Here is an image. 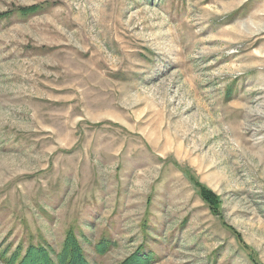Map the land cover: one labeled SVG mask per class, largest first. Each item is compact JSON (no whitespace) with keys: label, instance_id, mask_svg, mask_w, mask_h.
<instances>
[{"label":"rangeland","instance_id":"obj_1","mask_svg":"<svg viewBox=\"0 0 264 264\" xmlns=\"http://www.w3.org/2000/svg\"><path fill=\"white\" fill-rule=\"evenodd\" d=\"M68 238L264 264V0H0V264Z\"/></svg>","mask_w":264,"mask_h":264},{"label":"trees","instance_id":"obj_2","mask_svg":"<svg viewBox=\"0 0 264 264\" xmlns=\"http://www.w3.org/2000/svg\"><path fill=\"white\" fill-rule=\"evenodd\" d=\"M35 7L30 9H24L30 13H35ZM50 260L43 249L30 248L27 254L22 260H18L17 255L10 258L8 264H54ZM55 264H87V262L82 257L79 247L73 238L66 239L62 251L57 256V261ZM144 264V263H143Z\"/></svg>","mask_w":264,"mask_h":264}]
</instances>
